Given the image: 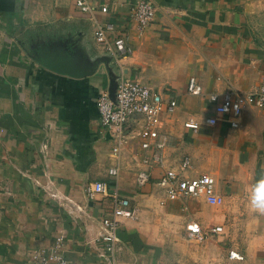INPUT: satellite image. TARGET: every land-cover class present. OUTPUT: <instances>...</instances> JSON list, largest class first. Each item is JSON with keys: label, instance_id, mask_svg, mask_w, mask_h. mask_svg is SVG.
<instances>
[{"label": "crops", "instance_id": "crops-1", "mask_svg": "<svg viewBox=\"0 0 264 264\" xmlns=\"http://www.w3.org/2000/svg\"><path fill=\"white\" fill-rule=\"evenodd\" d=\"M77 1L0 0V264H25L36 250L57 252L68 264H108L97 239L112 200L87 198L84 188L94 182L117 189L133 212L118 230L116 264H172L169 252L185 246L173 242L177 232L191 243L188 226L223 227L230 219L241 240L220 249V264L241 260L231 252L244 264H264V215L250 210L248 191L264 175L263 115L248 104L237 129L205 122L225 93L247 94L264 82V0H150L155 17L141 34L130 16L138 0H84L90 12ZM97 22L128 36L132 55L116 60L105 52L94 38ZM63 66L73 74L59 72ZM120 76L176 100L155 123L167 138L164 168L181 171L187 161L183 176H212L220 206L205 197L167 199L159 164L137 184L132 155L155 152L140 149L142 117L130 122L117 178L109 175L115 138L100 125L95 101ZM190 77L201 95L188 93Z\"/></svg>", "mask_w": 264, "mask_h": 264}, {"label": "built area", "instance_id": "built-area-1", "mask_svg": "<svg viewBox=\"0 0 264 264\" xmlns=\"http://www.w3.org/2000/svg\"><path fill=\"white\" fill-rule=\"evenodd\" d=\"M78 7L84 12L92 9L84 0L77 1ZM102 13H107V6L100 8ZM156 7L150 0H138L130 6V16L137 25V30L141 34L149 27L155 17ZM94 38L96 43L107 53L111 54L116 60L132 55L133 48L129 37L126 35H114V26L110 22H97ZM187 91L191 95H201L202 87L195 77H190L187 84ZM211 101L218 102V96L212 95ZM251 104L258 108L264 118V82L247 94H240L233 91L225 93L215 106V115L206 118L207 125L215 126L219 121L224 120L231 128L237 129L240 126V116L244 106ZM99 114L100 125L105 129H110L115 138V145L112 148L114 165L108 170L109 175L117 178L120 168L122 152L126 150L128 132L131 130V120L142 117L145 122L144 127L136 132V137L140 138V149L147 150L151 145L155 152L151 159L139 157L138 153L133 154L134 160L138 162L137 184L145 185L149 181L147 168L151 165L159 164L164 168V157L162 151L165 148L167 138L162 136L155 128V123L162 113L171 114L177 102L174 99L165 100L161 94L153 92L146 85L130 78L120 76L116 78L114 92L102 91L95 101ZM185 127L193 130L198 129V124L194 122L185 123ZM185 161L181 171L173 168H164L160 176L158 186L163 188L164 194L169 200H179L185 198H211L215 195V180L212 176L201 174L196 178H187L182 175L187 167ZM85 195L90 200L103 194L111 197L112 209L102 219L103 231L97 242L102 244L101 257L108 264H116L115 255L118 250L119 238L118 230L121 224L134 218L130 209L128 199L120 196L117 189L110 190L104 182H94L85 186ZM163 204V202H161ZM188 232L192 239L203 241L210 236L218 235L223 232L222 226L213 228H202L198 225L188 226ZM62 239L58 238L56 249H60ZM56 251V250H55ZM231 259H238L237 255L230 253ZM25 264H68V261L59 253L50 254L45 250L33 251Z\"/></svg>", "mask_w": 264, "mask_h": 264}, {"label": "rangeland", "instance_id": "rangeland-1", "mask_svg": "<svg viewBox=\"0 0 264 264\" xmlns=\"http://www.w3.org/2000/svg\"><path fill=\"white\" fill-rule=\"evenodd\" d=\"M211 198L212 199L210 200H212V202H208L209 205L220 206V202L218 201V199H214L213 197ZM208 224L209 223H205L208 228H213L209 227L212 226V224ZM223 224L226 230L225 228H223V232L221 234L210 236L208 239L203 241H196L192 239L191 243L195 242L199 245L197 246V248L192 247L191 243H188V241L185 240L184 236L182 235L183 229L180 232H177L176 238L173 242L182 243V245H185L184 249L179 248L181 251L169 252V254L167 255V259L170 260L172 264H220V260L223 257L220 249H227L228 247H230L231 243L240 242L241 240V236L240 240L236 236V219H230V223H227L225 221V223ZM224 232L227 233L225 234ZM203 243L204 245L208 244L210 247H205L203 245L200 246V244ZM234 254L237 255V258H240L241 260H235L239 262L230 261L228 262V264H244L245 257L243 255L240 256L236 253ZM206 260H209V262H206Z\"/></svg>", "mask_w": 264, "mask_h": 264}, {"label": "clouds", "instance_id": "clouds-1", "mask_svg": "<svg viewBox=\"0 0 264 264\" xmlns=\"http://www.w3.org/2000/svg\"><path fill=\"white\" fill-rule=\"evenodd\" d=\"M248 191L250 210L264 215V175L251 184Z\"/></svg>", "mask_w": 264, "mask_h": 264}, {"label": "water", "instance_id": "water-1", "mask_svg": "<svg viewBox=\"0 0 264 264\" xmlns=\"http://www.w3.org/2000/svg\"><path fill=\"white\" fill-rule=\"evenodd\" d=\"M59 72H63V73H64V72H67V73H69V74H73L72 69L69 68L68 66H63V67H61V68L59 69ZM115 84H116V80H115V82H114V84H113V86H112V89H111V90H108L111 94L114 92Z\"/></svg>", "mask_w": 264, "mask_h": 264}]
</instances>
